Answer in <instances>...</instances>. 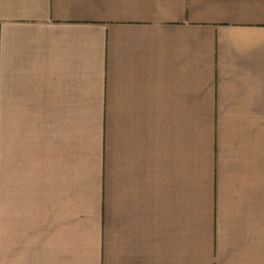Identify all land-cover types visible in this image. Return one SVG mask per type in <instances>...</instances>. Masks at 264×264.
<instances>
[{"label": "crops", "instance_id": "1", "mask_svg": "<svg viewBox=\"0 0 264 264\" xmlns=\"http://www.w3.org/2000/svg\"><path fill=\"white\" fill-rule=\"evenodd\" d=\"M0 264H264V0H0Z\"/></svg>", "mask_w": 264, "mask_h": 264}, {"label": "rangeland", "instance_id": "2", "mask_svg": "<svg viewBox=\"0 0 264 264\" xmlns=\"http://www.w3.org/2000/svg\"><path fill=\"white\" fill-rule=\"evenodd\" d=\"M137 134L138 137L127 143H122L125 147L123 153H128L126 156L129 159L135 157L134 155L136 154H140V156L137 159H132L131 163L126 164L123 167L126 171H122L121 174L142 173V181L144 182L143 193H146L148 190L146 185H149L154 197V111L152 116L149 114L148 117H144L142 132ZM134 180H140V178Z\"/></svg>", "mask_w": 264, "mask_h": 264}]
</instances>
